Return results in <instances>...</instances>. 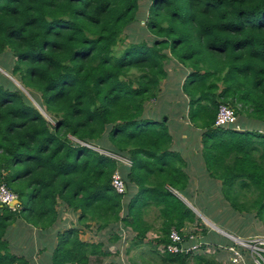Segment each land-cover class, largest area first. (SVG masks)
I'll return each mask as SVG.
<instances>
[{"label": "trees", "instance_id": "obj_1", "mask_svg": "<svg viewBox=\"0 0 264 264\" xmlns=\"http://www.w3.org/2000/svg\"><path fill=\"white\" fill-rule=\"evenodd\" d=\"M141 2L0 0V67L52 119L0 72V184L18 196L15 209L0 204V264H31L10 248L9 227L19 222L49 234L47 264L108 256L102 242L80 238L78 225L55 230L62 204L84 227L88 220L100 229L130 227L131 246L154 242L163 264H218L208 253L156 249L172 229L186 235V223L197 221L173 191L185 190L188 175L171 148L166 113L146 115L167 78L169 56L186 67L185 117L201 129L206 170L221 180L232 205L262 215L264 132L256 123L264 126V0H147L141 29L150 39L125 43ZM9 55L11 67L2 59ZM220 104L234 109L235 124L214 125ZM113 155L128 158L130 167ZM116 169L123 193L111 185ZM151 208L160 221L156 237L145 242L154 227L144 219Z\"/></svg>", "mask_w": 264, "mask_h": 264}, {"label": "rangeland", "instance_id": "obj_2", "mask_svg": "<svg viewBox=\"0 0 264 264\" xmlns=\"http://www.w3.org/2000/svg\"><path fill=\"white\" fill-rule=\"evenodd\" d=\"M146 1L147 0H142L139 12V23L134 24L132 26L133 28H129V30H127L125 43L131 41L133 37L138 40L148 36L147 39H150L151 34L145 32L143 35L141 29V26H143L142 15L146 9ZM127 33H129L130 36H127ZM123 46L124 44L121 45V47ZM169 57L170 59L166 65L167 78L161 82L160 92L158 93L157 98L155 100H151L148 103L147 113H151L154 111V109H163L162 112L167 111L166 115H163L162 118L166 116V120H168L169 125H173H171L170 131L178 133L180 135L179 139L184 140L183 146L182 143H180V148H182L183 157L188 164L187 167L184 166L183 168L185 170L187 169V171L190 173L191 183L189 185L193 190V198L195 200L194 201L193 199L189 198L191 203L188 202V206L194 212L198 223H186V226L183 230L186 234L190 233L189 231L192 232L193 230H197V233L200 234L201 230L203 229V231H206L207 238L213 240V242H224V238L222 236L223 233L220 230L227 231L233 235H240L242 238H245L244 236L247 235L246 238L249 239L254 237V235L251 234L264 235V210L260 217L256 214L258 211L256 208H253L250 212L240 211L241 209L239 207L241 205H232L230 199H227L226 195L219 192V189H217L216 185H214L215 183L213 181L219 184L220 179H215L212 176H208L207 172L206 174L204 173L202 170L203 161L201 158L198 159V170L196 169L194 163L195 160L190 156L189 149L192 146L194 147V142H197L199 147L201 146L199 134L193 133V130L188 131V128L186 129V125H188L189 122L185 119V117H183L185 113L178 111V109H188V98L181 89V85L186 75V67L177 62L175 59L171 58V56ZM2 59L9 63V67L12 66L11 55L4 56ZM0 72L9 77L15 86L23 91L28 99L31 100L32 103L39 109V111L44 114L47 120L52 121L43 108L32 97L30 92L20 83V80L17 79V77L12 76L2 67H0ZM178 124V127H174ZM256 125L261 131L264 132V129H261L264 128L263 124L260 126L256 123ZM190 128L191 127H189V129ZM99 150L101 152H105L101 148H99ZM197 152L199 153L200 150ZM113 156L119 161V163L128 166V164L124 162V157H120L119 155ZM208 180H210L213 184L209 185ZM246 196L250 197L249 195ZM228 197H234L237 203L246 199V197L244 198L241 196L240 200H238L239 196L235 195H229ZM61 208H63V214L58 220L55 230H64L63 228H68L72 225H78L81 228V239L90 242L100 241L103 243V248H106L109 251V255L102 257L101 262L96 261L97 259L94 260L95 257H91L90 264H163L160 258H155V254L152 252V246L154 242L146 245L142 244L137 247L131 246V240L136 233L130 229V227H124L121 223H119L114 227L100 229L97 227V224L94 221L89 220L87 221L89 227H84L83 225L77 224L76 218L78 214L76 212L66 210L65 204H62ZM153 211V209L149 210L148 214H145L144 219L149 223H155V225H157L159 224L160 220L157 218L154 219L156 213L154 214ZM9 228H11V230L8 239L10 241V248L13 252L18 253V255L25 256L29 259L31 264H47L50 250L48 248L49 245L42 244L36 240L38 237V232L36 233L33 229L27 230V226L22 225L20 222L16 225L13 224ZM243 231L246 232L243 233ZM154 233V229L151 228L146 233V241L154 239ZM113 234L119 235V239L112 240ZM38 235L42 234L38 233ZM52 239L55 243L56 236L53 235ZM228 240L232 241L230 237H228ZM213 246L216 247L215 245ZM213 246L209 247V250H207L208 252L206 253H209L207 256H211L212 253L216 255V253H214ZM244 250L245 251L243 252L245 258L252 262L251 257L249 256L251 249L246 248Z\"/></svg>", "mask_w": 264, "mask_h": 264}, {"label": "built area", "instance_id": "obj_3", "mask_svg": "<svg viewBox=\"0 0 264 264\" xmlns=\"http://www.w3.org/2000/svg\"><path fill=\"white\" fill-rule=\"evenodd\" d=\"M237 116L234 109L228 105L220 104L217 109L216 117L214 120L215 126L227 127L235 124ZM124 162L131 165V161L124 159ZM111 185L117 193L126 191V186L119 170H115L111 177ZM0 204H4L11 209H15L18 204V196L16 193L10 191L5 184H0ZM187 238V239H186ZM201 235L197 232H190L186 235L172 229L169 233V242L166 244H159L156 249L160 253L176 254L179 252H191L193 254H200L205 251L202 249L203 243L201 242ZM238 248L231 246L228 250L232 253L230 260L237 262L241 258V250L251 249L257 255V262L264 264V235H254L253 238L237 239Z\"/></svg>", "mask_w": 264, "mask_h": 264}, {"label": "crops", "instance_id": "obj_4", "mask_svg": "<svg viewBox=\"0 0 264 264\" xmlns=\"http://www.w3.org/2000/svg\"><path fill=\"white\" fill-rule=\"evenodd\" d=\"M186 110V111H185ZM163 111V109H161V110H157V109H154V111H152L151 113H147L148 112V110H147V112H146V115L148 116V114L149 115H160L161 113H163L162 112ZM166 111V110H165ZM178 111L180 112V111H182V113H185L186 115H187V112H188V109H178ZM167 112V111H166ZM165 112V113H166ZM185 114L183 115V117H185ZM185 119L189 122V126L188 125H186V129L188 128V131H192L193 130V133H195V134H199V141H200V147L197 145V142H194L195 143V145H194V147L192 146L189 150V153H190V156L195 160V166H196V169L198 170V159H202V157H201V155H200V152H201V149H202V140H201V137H200V128H198V127H196V126H194L188 119H187V117H185ZM167 123H168V120H167ZM250 124L251 123H249V124H246V125H244V128H250ZM168 125H169V123H168ZM171 125L172 124H170L168 127H169V131H170V127H171ZM173 126V125H172ZM179 126V124L178 125H175L174 127H178ZM189 127H191L190 129H189ZM185 129V130H186ZM240 129V128H239ZM170 133L172 134V136H173V140H172V146H171V148L173 149V150H175L176 152H179V154L181 155V157H182V159L184 160V162L186 163V161H185V158L183 157V153H182V148H180V143H182V146H183V142H184V140L183 139H179L180 138V135H178V137H176L175 136V134H174V132H171L170 131ZM191 139V138H190ZM193 139V138H192ZM187 143V142H186ZM200 150V152L198 153L197 151H199ZM125 159H127V160H129L128 158H125ZM202 161H203V159H202ZM187 164L188 163H186L184 166H186L187 167ZM128 166H130V165H128ZM183 166V167H184ZM182 167V170L188 175V184H187V186H186V188H185V190H182L181 192H179V191H177V190H173L174 191V193L178 196V197H180L187 205H189L188 204V202H190V200H189V198H191V199H193L194 200V198H193V190H192V188L190 187V173L187 171V169L185 170L184 168ZM202 170L204 171V173L206 174V172H207V175L208 176H210L209 175V172H208V170H206V167H205V165H204V161H203V167H202ZM213 181V180H212ZM220 181V183L218 184V183H216L215 181H213L215 184L214 185H216V188L217 189H219V192H221L222 193V182H221V180H219ZM208 183H209V185H211V184H213L210 180H208ZM132 189H131V191L133 192V194L135 193V192H137V187L133 184V186L131 187ZM239 185H235V187L232 189V190H235V191H233V193H235V192H238V190H239ZM243 192H245L244 190H241L240 191V193H243ZM223 194V193H222ZM195 201V200H194ZM191 203V202H190ZM151 209H153L154 210V208H151ZM194 223H195V221H194ZM196 223H198V221H196ZM149 224H151V225H154V227H153V229H154V237H156V233H157V231H156V229H157V227L159 226L158 224L157 225H155V223H149ZM27 226V230H31V229H33V230H35V232L37 233H39V234H42V235H38V233H37V238H36V240L38 241V242H41L42 244H47V242H48V240L50 239V237H49V234L48 233H45V232H42V231H40L39 229H37V228H34V227H32V226H29V225H26ZM203 230V229H202ZM201 230V231H202ZM222 233H223V238H224V242H213V240H210L209 238H206V239H204V237H203V234H202V232H200V235H201V242L203 243V246H202V249H205V251L204 252H202V254L201 255H203V253H206V251L207 250H209V247H211V246H213V245H215L216 247H214L213 249H214V253H216V255H214L213 253H212V255H211V257H213V259L218 263V264H260L259 262H257V255L254 253V252H249V256L251 257V260H252V262L251 261H248L247 260V258H245V256H244V252L243 251H245L244 249L243 250H241V258L239 259V261H237V262H232L231 260H230V258H231V256H232V253L228 250V247H231V246H234V247H236V248H238V245H237V239L238 238H241V239H247L246 237H247V235H245L244 237L245 238H242V236H240V235H233V234H231V233H228L227 231H224V230H220ZM244 232H246V231H243V233ZM152 233H153V231H152ZM47 234V235H46ZM43 235H45V236H43ZM251 235H256V234H251ZM146 236H147V234H146ZM249 236V235H248ZM228 237H230V239L232 240V241H230V240H228ZM47 240V241H46ZM84 240V239H83ZM145 241H146V239H145ZM211 245V246H210ZM209 254V253H208ZM207 254V255H208Z\"/></svg>", "mask_w": 264, "mask_h": 264}, {"label": "water", "instance_id": "obj_5", "mask_svg": "<svg viewBox=\"0 0 264 264\" xmlns=\"http://www.w3.org/2000/svg\"><path fill=\"white\" fill-rule=\"evenodd\" d=\"M43 114V113H42ZM44 115V114H43ZM166 119V117H164ZM184 253V252H183Z\"/></svg>", "mask_w": 264, "mask_h": 264}]
</instances>
